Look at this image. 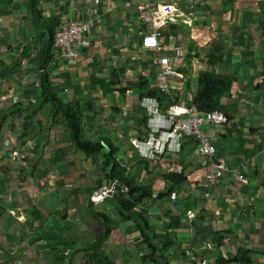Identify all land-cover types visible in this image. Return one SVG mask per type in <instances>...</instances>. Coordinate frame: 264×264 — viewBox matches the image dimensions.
Listing matches in <instances>:
<instances>
[{
  "label": "crops",
  "instance_id": "0c3cea01",
  "mask_svg": "<svg viewBox=\"0 0 264 264\" xmlns=\"http://www.w3.org/2000/svg\"><path fill=\"white\" fill-rule=\"evenodd\" d=\"M25 1L0 0V60L3 65L5 61L22 63L17 76L0 81V86L7 91L0 97V138L9 142L3 143L4 151L0 152V190L5 189L7 194L6 202L1 200L4 205L12 206V215L22 219L10 225L17 233L25 229L24 224L33 225L29 237L33 241H27V246L20 243L22 238L17 240L18 247L10 252V258L14 260L11 264H21L20 259L34 248L38 250L34 252V259L38 261L40 250L49 246L45 245L46 239L37 240L40 233L44 235L53 230L48 222L56 217L53 214L55 187H65L73 200L67 218L63 219L64 213L56 217L65 225L72 222L77 213L75 206L83 197L82 189L103 178L99 173V162L75 151L69 142L67 128H57L61 118L49 121L46 115H38L25 132L24 116L29 113L20 111L17 115L10 108L16 102L26 105V96L39 94L37 77L29 71L23 56L27 23ZM90 1L74 0L79 6L92 5ZM62 2L43 1L44 14L63 11L58 10ZM175 3L178 11L162 28L163 54L169 56L178 47H183L187 53L191 50L193 59H203L213 53L216 57L222 56L223 71L236 75L232 88L236 98L231 100V105L237 115L217 132L216 158L242 173L244 181H236L230 173L210 187L204 179L206 160L192 148H183L181 155L167 154L166 163L162 158L145 167V173L136 166L139 154L131 141L142 137L139 123L144 110L138 103L142 92L140 79L149 77L151 67H145L140 59L144 51L137 33L138 20L134 17L135 0L101 1L102 8H111L105 14L102 31L94 37L92 47L81 50L76 59L57 60L49 65L54 87L67 103L84 111L81 123L85 139L113 142L120 148L119 155L123 156L118 159L127 164L140 181L153 185L152 193H147L137 207L150 228L155 227L152 233L158 237L153 235V244L167 237L170 216L181 219L179 227L174 232L171 230L172 243L167 249L158 245L161 260L169 264H188L183 250L189 248L193 254L214 264L216 259H227L236 253V249L244 248L249 250L253 264H264V0H175ZM194 81L187 79L186 87L192 89ZM34 99L40 101L38 96ZM224 101L227 103L229 99ZM253 106L259 110L255 115L249 113ZM2 111H7L6 116ZM238 137H241V148H238ZM43 142L40 148L39 144ZM167 164L170 167L166 171L183 170L186 176L184 186L182 183L174 190V202L167 196L156 197L159 191L168 187L162 178ZM28 171L29 178L25 180ZM111 182L106 179L105 187ZM72 191H80L76 199H73ZM65 202L69 203L67 198ZM33 210L35 212L31 214ZM48 210L50 216L46 215ZM188 210L192 211L193 232L188 225L191 220L185 214ZM112 214L117 216L114 209ZM116 220L103 249L108 255L117 253L115 255L121 257L122 263L142 264L141 257L146 254L147 245L140 242L143 240L141 226L119 216ZM88 221L89 218L80 214V222L86 230H90ZM4 226L2 216L0 253L3 257L0 264L9 263L6 256L9 254L5 250L13 248L12 244L8 248L9 237L4 233ZM223 233L224 241L219 246L216 239ZM16 252L22 254L21 258L16 257ZM158 256L157 252V263L153 264H162ZM145 264L151 263L146 261Z\"/></svg>",
  "mask_w": 264,
  "mask_h": 264
},
{
  "label": "trees",
  "instance_id": "16d2710c",
  "mask_svg": "<svg viewBox=\"0 0 264 264\" xmlns=\"http://www.w3.org/2000/svg\"><path fill=\"white\" fill-rule=\"evenodd\" d=\"M43 1L59 2V0H26V15L24 18L27 23L25 25L26 44L23 48V56L27 60L29 71L33 72L35 77H37L36 86L39 87L37 89L39 94L33 93L30 97L26 96V102H28L26 105L22 104L25 102H16L10 108L14 109L16 114L20 111H27L29 113L28 115L26 114L24 116L23 130H25V132L30 129L33 120L36 119L38 115H46V118L49 119V121L51 118H61L66 125L67 131L69 133V142L71 143L73 149L83 153L84 156H91L93 160L97 161L95 163L99 162L97 165L99 166V172L103 175V178L99 179L91 186H86L82 189V195L85 199V204L83 206L85 212L90 213L92 218L97 220L101 225L99 229L100 232L92 241L86 242V244L81 247V250L77 249L73 250L72 252L71 243H77L75 240L73 241V239L67 238L66 233L64 232L58 233L51 230L49 232H44V235L43 233H40V239L37 241L46 239L47 243L45 245L49 246H47L45 249L48 250L50 247L54 248L52 264H71V257L75 255L73 253L77 252L83 253V257L85 258L87 264H126L122 263L120 259L121 257H117L115 255L117 253L108 255L105 249H103L111 233L110 222L112 220V216L105 212H101L100 209L95 208L93 202L91 201L92 193L103 189L106 184V179H110L113 182H117V190L109 200H107L108 198L104 199V207H107L111 212L114 209L116 215L121 219L137 222L139 227L141 226V236L143 237V240L141 239L140 242L147 245V252L141 257L142 264H145L146 261L151 264L157 263V258L155 257L157 252L159 253L158 259L162 262V264H169L168 261L161 260V249L158 248V245L161 244L163 249H167V246L172 243L171 236L173 235V232L176 230V228L179 227L181 219L178 216H170V221L167 224V226H169L170 232L168 233L167 237L163 241L158 242V244H153V239L158 237L156 233H151L154 232L155 229L152 230V228H150L149 222H147L146 219L143 220V212L137 209V207L143 202L146 194L152 193L153 185L140 181L137 176L132 173V170L128 169V165L123 163L121 159H118L120 148L113 142H109L107 139L93 141L85 139V136H83V126L81 123L82 117L85 116L83 113L84 111L79 106L74 107L70 103H67L60 96V92L54 87V83L52 81L53 74L48 69L49 65L57 62V60H74L77 58L81 50H86L92 47V41L94 37L99 36V33L102 31L101 28L106 17L105 14L108 12V7L102 8V0H92L90 1L92 2V5L82 6H79L76 2H74V0H63L60 6L57 5L59 6L58 10L63 11L52 12L50 15H45L42 7ZM76 8L82 10L87 8H98L100 10L99 13L102 15V21L97 27L93 29L91 35L86 38L88 45L76 46L73 48L76 58L69 59L65 55L63 56V49L57 46L56 36L61 22V14H64L67 17L75 18L77 12ZM134 13V17L137 18L138 14L135 10ZM1 14L2 11L0 10V15ZM30 31L32 32L31 37H29ZM143 53L148 56L146 65L145 63H143V65L145 67H151V70L149 71L148 77L150 80L148 78L140 79V90H142V92H140V98L145 96L157 98L160 102L161 110L165 112L170 101L165 94L159 92L158 89L153 86V77L155 75L153 70L156 71V65L153 64V53L147 51H144ZM192 57L191 50H189L186 58L183 61L176 63V70L186 76L197 74L195 81L198 82V88L195 90L192 99V105L194 109L201 114L214 111L225 113L226 105H224V98L233 95L232 88L237 79L236 75L229 71L225 72L222 70V56L216 57L213 53H210V55H207L206 58L199 59L197 65H195V68L193 67L194 61L192 60ZM201 63H205L206 67L202 68ZM21 66L22 63H18V61L13 63H8L5 61L3 65V60H0V68L4 69V71L0 69V81H6L8 78L17 76L20 72ZM6 93V89L0 86V97ZM37 96L38 99H40L39 102L34 99ZM6 112L7 111L3 112L5 116L7 114ZM143 114L144 117L139 123V126L142 128V137L140 138L141 140L147 138L148 132L145 110ZM34 124L38 127L37 121H35ZM51 125H53V123ZM38 131H41L40 128ZM208 137L213 146L217 148L218 141L215 140L216 137ZM237 139H240L238 148H241V137H238ZM215 141H217V143H215ZM103 142L105 144H103ZM131 146L135 148L132 144ZM198 147L199 142L194 141L191 137H186L182 141L181 152L176 155H181L183 148H192V150H197ZM214 159L216 161H220L215 157ZM142 165L147 168L149 164L148 161L142 160L139 155V161H137L136 166ZM167 165V168L170 167L169 164ZM162 178L163 180H166L168 187L166 190L159 191L156 197H169L170 194L172 192H176L174 190L186 180L183 170L164 171L162 173ZM79 193L80 191H77V193L72 191V197L77 198ZM106 201H108V203H105ZM2 209L5 208L2 205V200L0 198V218L3 216ZM188 211H186L185 214L189 217ZM34 212V210L31 211V214ZM54 212L56 211L54 210ZM63 213V219L65 220L68 216L67 206L64 208ZM75 216L76 215L73 217ZM117 216L114 217L117 218ZM192 217H189L188 219L191 220V225L188 223L190 232H193ZM54 219L59 225H64L63 223L59 222L56 217ZM69 227L70 223L67 222L65 227L62 228V231L67 229L69 232ZM8 228L11 229V232ZM8 228H5L4 226V233L7 237H9V233H12L13 231L16 232L15 227ZM71 235H73V233H71ZM224 235L225 233L216 239L219 246L223 244ZM44 236L46 238H43ZM45 249H42L43 255L46 253ZM187 250H189V248H184L183 255L186 257L188 264H193L192 262H189V258L185 255ZM21 255L22 254L19 252H16L17 258H21ZM204 260L207 261L206 259ZM12 261L14 260L12 259ZM207 262L211 264L209 261ZM214 264H253V260L249 250L238 248L236 249V253L234 255L228 256L227 259L220 257L216 259Z\"/></svg>",
  "mask_w": 264,
  "mask_h": 264
},
{
  "label": "built area",
  "instance_id": "2783aa9c",
  "mask_svg": "<svg viewBox=\"0 0 264 264\" xmlns=\"http://www.w3.org/2000/svg\"><path fill=\"white\" fill-rule=\"evenodd\" d=\"M76 9L75 18L61 14L56 36L57 46L63 49V56L69 59L76 58L73 48L88 45L86 38L102 21L98 8ZM134 10L138 14L136 26L140 37V47L144 51L153 53V64L156 65V71L153 70L155 73L153 86L165 94L170 103L163 112L157 98L145 96L139 99L138 103L145 110L147 117V138L132 140L131 144L138 150L142 160L157 163L167 154L180 153L182 141L186 137H191L199 142L198 152L206 160L204 179L210 187L230 173L236 181H244L241 173L234 171L223 161L214 159L216 148L211 143L207 132L201 128L208 122L226 126L227 117L217 111L199 113L192 105L195 89L187 88V90H192L187 93L183 91L185 78L195 80L197 77L195 74L186 76L176 70V63L186 58V50L178 47L169 56L163 54L161 30L173 20L172 15L178 11L175 0H135ZM198 60L193 59V61ZM195 65L197 63L194 62V68ZM100 197L101 195L94 194L91 198L93 201H98ZM169 197L171 202H174L176 193L172 192ZM188 215L192 217V212L188 211ZM185 253L189 262L193 264H209L193 254L190 249Z\"/></svg>",
  "mask_w": 264,
  "mask_h": 264
},
{
  "label": "rangeland",
  "instance_id": "374dc122",
  "mask_svg": "<svg viewBox=\"0 0 264 264\" xmlns=\"http://www.w3.org/2000/svg\"><path fill=\"white\" fill-rule=\"evenodd\" d=\"M55 5H58V4H55ZM31 31L29 33V37H31ZM4 59V58H3ZM140 59L142 61V63H145L146 65V62H147V59H148V56L145 55V53H141V56H140ZM202 65V68H205L206 67V64L205 63H201ZM2 71H4V69L1 68ZM197 75V74H195ZM255 75V74H254ZM259 76V75H258ZM150 80V78H148ZM185 80H187V77L185 78ZM178 83H180L178 81ZM183 91L187 93V91H190L192 92V90H187V87H186V83L184 82L183 84ZM198 88V82L197 81H194V87L192 89H195L197 90ZM229 99V102H227L225 105V114L228 116V118L230 119L231 117H234L237 115V110L233 108V106L231 105V100L235 99L236 97H234V95H230V97H226ZM259 110L256 108V106H253L251 108V110H249V113L250 114H253L255 115V113H257ZM230 124V121L227 125ZM224 127L226 126H223V125H219V124H216V123H213V122H208V124H203L201 126V128L203 130H205L207 132V135L208 136H212V137H216L217 135V132L218 130L221 131V129H223ZM57 128L58 129H62V130H65L66 129V126L63 122V120H59L58 124H57ZM208 128H210L208 130ZM125 140V138H124ZM123 140V141H124ZM217 140V138L215 139ZM9 144V142H7V139L5 138V142H4V138H0V152L4 151V144ZM215 143H217V141H215ZM38 144V143H37ZM44 145V142L43 143H40L39 146L40 148H42ZM123 147V146H122ZM126 148H130L129 146H126ZM198 150V149H197ZM120 157H123L122 154L120 153L119 155ZM168 155H165L163 158V162L166 163L165 161V158H167ZM216 156H217V153H216ZM215 156V158H216ZM169 158H171V156L169 155ZM217 159V158H216ZM217 160H220V159H217ZM148 164L149 165H153L154 163L152 161H148ZM142 168V171L143 173H145V167L144 165L140 166ZM130 169V168H128ZM167 170V167L164 171ZM62 172H63V168H62ZM108 172V171H106ZM100 173V172H99ZM132 173L134 174L133 170H132ZM135 175V174H134ZM25 180L27 178H29V171L25 174L24 176ZM59 180H62L61 178ZM0 182H1V178H0ZM165 183L167 184V182L165 181ZM168 186V184H167ZM184 186V183L183 185ZM181 186V187H182ZM1 188V187H0ZM167 188V187H166ZM67 189L65 187H62V188H58V187H55V192L57 193L56 194V197L54 198V205L53 207L55 208L56 212H54L53 210V214H55V216L58 218L64 211V208L67 206V209L70 208V201L73 202V200H71L69 198V195L67 194L68 190L66 191ZM5 191V192H3ZM3 191L0 190V198L3 199L4 202H6L7 200V194H6V190L4 189ZM67 194V196H66ZM65 198H67V202L69 201V203H66L65 202ZM73 199H76L75 197H73ZM110 199V198H108ZM92 201V200H91ZM82 202V203H81ZM82 204V206H81ZM84 204H85V199L82 197L81 198V201L77 203V206H75V208L77 209V213H75V217H72V222H70V227H69V232L67 229H65L64 231H62V228L65 227V225H62V224H56V222L54 221L53 218H51L50 222H48V224L50 226H53V231L54 232H64L66 233V237L69 238V239H73V241L75 240L77 244H73L71 243V252L73 250H81V247L86 244V242H90L92 241L95 236L98 235V230L100 229L101 225H99L98 221H95L94 218H92V216L90 215V213L88 212H85V209H84ZM95 208L97 209H100L101 212H105L107 213L108 215H111L112 216V220L110 222V225L113 224V222H116V218L114 217V215L112 214V212L107 208V207H104V201H101V202H95L93 203ZM2 205L4 206L5 209H2V214L4 216V225L6 227L10 226L13 222H17V220H21L22 219L20 217L17 218V216L15 215H12V210H10V208L12 206H9V204H6L4 205L2 203ZM80 214H82L83 216L89 218V228L90 230H86V228H84L80 222ZM26 215V213H25ZM46 215H49V210H48V214ZM50 216V215H49ZM74 216V215H73ZM27 218L29 216H26ZM52 217V215H51ZM20 221V222H21ZM92 221H93V224H92ZM99 226V228H97ZM11 227V226H10ZM23 227L25 229L23 230H20L19 233L17 232H12V233H9V237L10 238H7V242H8V248L10 247V244H12V249L11 250H5L8 254L6 255L7 258H8V261L9 263L8 264H11V261L12 259L10 258V252L14 249V248H17L18 247V243H17V240H19L20 238H22L20 240V243H25L27 245V241H33V238H29L31 233L30 231L33 230V225L32 224H29V226H27L26 224L23 225ZM11 232V229L8 228ZM155 227L152 228V230H154ZM151 232V231H150ZM71 233H73V235H71ZM152 233V232H151ZM76 235V236H75ZM29 238V240H28ZM28 246V245H27ZM53 246V245H52ZM54 248L53 247H50L48 250H46V253L44 256L42 254L43 251L40 250L41 252V256L39 257L38 261H35L34 257H35V253L36 251H38L37 249H30L28 250V253H26L22 259H20V262L21 264H52V260H53V253H54ZM75 255H73L71 257V264H87L86 263V260L85 258L83 257V253L82 252H77V253H73ZM3 257V254L0 253V258ZM44 257V258H43Z\"/></svg>",
  "mask_w": 264,
  "mask_h": 264
},
{
  "label": "clouds",
  "instance_id": "9594fccd",
  "mask_svg": "<svg viewBox=\"0 0 264 264\" xmlns=\"http://www.w3.org/2000/svg\"><path fill=\"white\" fill-rule=\"evenodd\" d=\"M162 31V30H161ZM225 99H227V98H224V100ZM226 104V102L224 103V105ZM221 114H223V115H225L226 117H227V119H228V123H229V121H230V119L228 118V116L224 113V112H220ZM227 123V124H228ZM111 181V180H110ZM115 188H117V182L116 181H112L111 182V184H109V186H107V187H104L103 189H101V190H99V191H95V192H93L92 193V195H94V194H97V195H101V197L99 198V200L98 201H93L92 200V198H91V200H92V202L93 203H95V202H101V201H104V199L106 198V197H110V196H113L114 194H115ZM109 189H111V190H109ZM112 189H113V191H112ZM105 192H107V193H105ZM103 195V196H102ZM92 197V196H91Z\"/></svg>",
  "mask_w": 264,
  "mask_h": 264
},
{
  "label": "flooded vegetation",
  "instance_id": "af4514ba",
  "mask_svg": "<svg viewBox=\"0 0 264 264\" xmlns=\"http://www.w3.org/2000/svg\"><path fill=\"white\" fill-rule=\"evenodd\" d=\"M116 190H117V188H115V193H116Z\"/></svg>",
  "mask_w": 264,
  "mask_h": 264
},
{
  "label": "water",
  "instance_id": "95a60500",
  "mask_svg": "<svg viewBox=\"0 0 264 264\" xmlns=\"http://www.w3.org/2000/svg\"><path fill=\"white\" fill-rule=\"evenodd\" d=\"M109 190H111V189H109Z\"/></svg>",
  "mask_w": 264,
  "mask_h": 264
}]
</instances>
